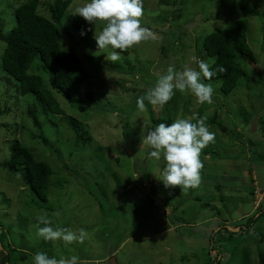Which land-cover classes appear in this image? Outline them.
I'll return each mask as SVG.
<instances>
[{
  "label": "rangeland",
  "instance_id": "374dc122",
  "mask_svg": "<svg viewBox=\"0 0 264 264\" xmlns=\"http://www.w3.org/2000/svg\"><path fill=\"white\" fill-rule=\"evenodd\" d=\"M28 1L0 0L6 33L16 25L15 10ZM39 1L38 12L48 17L54 0ZM71 1L62 48L75 51L89 74L80 106L55 94L65 115H49L35 95H21L18 83L0 68V264H31L37 251L58 259L76 255L79 264H111L112 259L115 264H258L264 253V0H187L178 7L182 18L175 17L181 0H142L141 24L151 35L128 49L126 58L121 54L111 62L117 70L110 61L85 59L81 45L72 44L71 14L85 0ZM242 2L259 16L247 15ZM238 20L248 21L257 63L246 66L248 76L233 94L220 92V82H209L211 103L198 104L193 95L177 91L163 107L145 99V109L137 108V98L154 86L157 71L195 66L192 58L205 56L206 37ZM101 27L94 26L93 36ZM4 49L0 41V63ZM132 66L131 73L120 71ZM193 113L206 118L215 133L200 154V183L185 190L165 188L156 176L163 160L149 158L142 129L146 133L149 126L190 119ZM11 140L53 169L47 203L4 167ZM39 216H47L54 228H83L84 242L65 248L62 241H45L37 235Z\"/></svg>",
  "mask_w": 264,
  "mask_h": 264
},
{
  "label": "trees",
  "instance_id": "16d2710c",
  "mask_svg": "<svg viewBox=\"0 0 264 264\" xmlns=\"http://www.w3.org/2000/svg\"><path fill=\"white\" fill-rule=\"evenodd\" d=\"M185 1L187 0H181L176 4L175 17L177 15L179 18L183 17V11L180 8L178 10V7ZM243 3L240 6L247 15L259 16L258 13L246 9ZM71 4V0H54L48 6L49 16L47 17L38 12L39 0H29L15 10L16 25L8 33L3 30V22L0 20V41L5 44L4 53L1 56V70L18 83L21 95H35L45 111L53 116L65 115L55 94L63 97L72 106H80L82 86L89 80L83 59L75 51L62 48L61 30ZM261 16H264V12ZM71 22L70 32H66L72 44L81 45L85 59L107 64L104 55L94 57L86 53V50L98 51L93 36L94 25H90L82 17L73 15ZM82 30L86 31L87 35L82 36ZM72 31L76 34L74 35ZM247 32L248 21L238 20L222 30L211 33L204 41L203 60L211 62L210 65L213 68L223 66L226 69L225 72L218 73L211 80L205 79L204 82H220V92L225 95L233 94L240 82L248 76L246 66L257 63L255 54L248 43ZM76 38H79L78 42ZM121 54L126 58L129 50L121 51ZM122 62L129 64L128 60ZM109 65L112 69L118 68L115 63L110 62ZM133 68L132 66L130 70H118L131 73L134 71ZM174 69L179 70V68ZM30 70H34L36 74H32ZM46 78L48 84L45 82ZM87 97L94 101L90 93ZM30 117L35 125L41 128L35 112H30ZM221 126L225 133H228V124L222 122ZM40 137L43 138L42 135ZM10 143H12L10 158L4 163V167L11 173L21 176L25 186L32 190L37 199L47 203L53 169L45 161H37L33 151L21 142L11 140ZM256 222V219L249 221L246 230L248 233ZM258 264H264V253L259 254Z\"/></svg>",
  "mask_w": 264,
  "mask_h": 264
},
{
  "label": "clouds",
  "instance_id": "9594fccd",
  "mask_svg": "<svg viewBox=\"0 0 264 264\" xmlns=\"http://www.w3.org/2000/svg\"><path fill=\"white\" fill-rule=\"evenodd\" d=\"M71 15L82 17L90 25H94L95 29L97 24L102 25L99 33L96 30L94 33L98 51L93 55L104 51L105 60L110 62L120 60L121 51L139 45L151 35L149 29L141 24L142 0H85ZM81 35H87V32L82 30ZM192 62L195 66L186 64L183 70H176L169 65L166 69L157 71L154 86L147 90L145 96L137 98V108L141 111L145 109V99L153 107H163L177 91L193 95L198 104L211 103L213 87L204 80H211L226 69L223 66L213 68L208 61L195 57ZM197 116L198 114L193 113L190 119L177 118L171 123L161 122L149 126L146 133L142 129V147L147 145L150 148L149 158L163 160L164 166L159 175L153 173L165 188L179 186L181 190H185L200 183V170L203 167L200 154L215 140V133L210 131L206 118ZM37 219V235L45 241L53 244L62 241L65 248L84 242L83 228L78 231L54 228L47 216H39ZM31 264H79V257L71 255L58 259L56 256L50 257L47 252L37 251Z\"/></svg>",
  "mask_w": 264,
  "mask_h": 264
},
{
  "label": "water",
  "instance_id": "95a60500",
  "mask_svg": "<svg viewBox=\"0 0 264 264\" xmlns=\"http://www.w3.org/2000/svg\"><path fill=\"white\" fill-rule=\"evenodd\" d=\"M111 264H115L114 259L111 260Z\"/></svg>",
  "mask_w": 264,
  "mask_h": 264
}]
</instances>
